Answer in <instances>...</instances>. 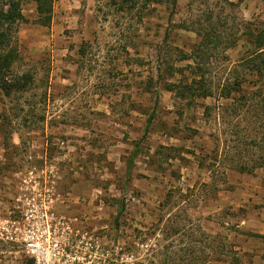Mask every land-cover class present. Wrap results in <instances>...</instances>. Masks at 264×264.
<instances>
[{"label": "rangeland", "instance_id": "obj_1", "mask_svg": "<svg viewBox=\"0 0 264 264\" xmlns=\"http://www.w3.org/2000/svg\"><path fill=\"white\" fill-rule=\"evenodd\" d=\"M108 2L58 0L49 27L31 23L33 3L24 7L15 70L33 82L0 91V190L29 153L48 148L58 209L99 237L101 264H150L176 216L227 243L230 254L209 264H264V69H246L264 52V2L139 0L142 21ZM195 80L211 82L213 96L165 89ZM239 82L241 94L225 99ZM213 153L230 157L223 174L211 170Z\"/></svg>", "mask_w": 264, "mask_h": 264}, {"label": "built area", "instance_id": "obj_2", "mask_svg": "<svg viewBox=\"0 0 264 264\" xmlns=\"http://www.w3.org/2000/svg\"><path fill=\"white\" fill-rule=\"evenodd\" d=\"M43 150L29 153L0 190V263L101 264L107 250L99 237L82 218L60 213L64 198L48 148Z\"/></svg>", "mask_w": 264, "mask_h": 264}, {"label": "trees", "instance_id": "obj_3", "mask_svg": "<svg viewBox=\"0 0 264 264\" xmlns=\"http://www.w3.org/2000/svg\"><path fill=\"white\" fill-rule=\"evenodd\" d=\"M58 0H0V91L4 96L10 97L15 92H23L33 82V76L29 72H16V68L19 63L22 62V54L18 43L19 28L24 23H30V20L24 15V7L28 3H33L35 6L36 17L31 22L34 25L41 27H49L53 20L54 5ZM139 0H109L108 6L117 9L122 14H129L132 11H136L139 16V21H142V15L146 10V7H138ZM152 0H150L151 2ZM163 1V0H159ZM173 1V6L176 4V0ZM264 2V0H261ZM174 8V7H173ZM141 23V22H140ZM212 39L208 43H204L206 50H209ZM261 47L259 51V62L252 60L247 70L256 71L257 64L258 69L261 72L264 69V52ZM207 52V51H206ZM203 54V52L198 51ZM206 56V55H205ZM189 57V56H187ZM204 57V55H203ZM207 58V56H206ZM200 70V69H199ZM196 77H201L198 72H195ZM174 75V73H171ZM203 79V78H202ZM239 79V77H237ZM165 89L183 99L201 98L207 99L213 96V85L211 82H205L202 80L193 81L191 84L179 82L178 84L166 82ZM224 98L231 99L233 93L241 94L242 83L239 82L237 88L225 89ZM206 112L210 110L209 106L204 109ZM0 118H3L0 116ZM13 151H18L17 146L12 148ZM6 153H13L9 148H5ZM211 170L214 172L223 174L222 168H226V161H230V157L220 158L218 153L212 155ZM264 161V160H263ZM237 169L242 173L253 172L255 167L248 165H238ZM216 191V190H213ZM188 203L193 201L187 197L179 201V204ZM172 203L171 196L166 199V205ZM187 203V204H188ZM180 216H176L175 219H169L168 222L173 223L172 226H166L162 229L161 244L157 245L155 259L150 261V264H209L212 260L217 259L221 255H229L230 249L227 243L223 239H216L208 234L200 224L197 226V230H194V225L187 219L186 224L179 226ZM163 223V218L159 221V224ZM176 235H181L178 243L173 239ZM264 240V236H257ZM219 238V237H218ZM152 239V238H150ZM219 258V257H218ZM235 259V258H232ZM237 264V263H235Z\"/></svg>", "mask_w": 264, "mask_h": 264}, {"label": "crops", "instance_id": "obj_4", "mask_svg": "<svg viewBox=\"0 0 264 264\" xmlns=\"http://www.w3.org/2000/svg\"><path fill=\"white\" fill-rule=\"evenodd\" d=\"M4 184H7V183H6V182H3V185H4ZM3 190H4V188H3Z\"/></svg>", "mask_w": 264, "mask_h": 264}, {"label": "flooded vegetation", "instance_id": "obj_5", "mask_svg": "<svg viewBox=\"0 0 264 264\" xmlns=\"http://www.w3.org/2000/svg\"><path fill=\"white\" fill-rule=\"evenodd\" d=\"M2 186H3V182H2Z\"/></svg>", "mask_w": 264, "mask_h": 264}]
</instances>
